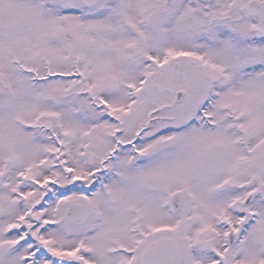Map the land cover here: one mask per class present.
I'll list each match as a JSON object with an SVG mask.
<instances>
[{
	"label": "snow or ice",
	"instance_id": "obj_1",
	"mask_svg": "<svg viewBox=\"0 0 264 264\" xmlns=\"http://www.w3.org/2000/svg\"><path fill=\"white\" fill-rule=\"evenodd\" d=\"M0 264H264V0H0Z\"/></svg>",
	"mask_w": 264,
	"mask_h": 264
}]
</instances>
